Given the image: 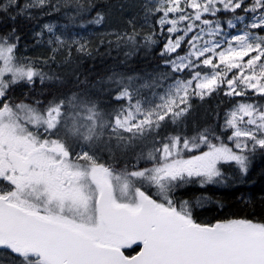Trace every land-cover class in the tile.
<instances>
[{
	"label": "snow or ice",
	"instance_id": "6c2138e0",
	"mask_svg": "<svg viewBox=\"0 0 264 264\" xmlns=\"http://www.w3.org/2000/svg\"><path fill=\"white\" fill-rule=\"evenodd\" d=\"M63 6L73 21L97 7ZM142 7L151 34L130 19L113 35L133 47L162 41L165 70L142 83L113 73L97 95L16 98L14 86L52 77L39 61L17 58L15 28L0 33V264H264V222L201 223L191 201L178 199L193 184L229 182V169L247 175L256 154L264 156V0H144ZM60 8L53 0H0V14L13 21ZM103 20L96 12L86 23ZM45 34L44 64L65 48L69 57L73 48L89 53L86 42L50 24L35 42ZM221 94L216 124L189 130L193 100ZM169 123L175 127L162 131ZM133 246L135 254H125Z\"/></svg>",
	"mask_w": 264,
	"mask_h": 264
},
{
	"label": "trees",
	"instance_id": "16d2710c",
	"mask_svg": "<svg viewBox=\"0 0 264 264\" xmlns=\"http://www.w3.org/2000/svg\"><path fill=\"white\" fill-rule=\"evenodd\" d=\"M24 2L25 0H20L21 5ZM91 2L97 7L91 16H86L83 20H72V12L63 6L65 0H53V3L61 5L59 11L48 10L44 13L34 10V19L18 16L13 21L9 15L0 14V33L15 28L20 37L17 58L39 61L40 69L52 77L43 85L40 83L36 86V83L34 88L23 84L20 89L14 90L13 95L16 98L28 97L47 101L65 94L70 96L74 92L97 95L100 87L109 86L108 78L113 73L140 77L142 79L138 83H142L144 79L151 80L157 73L165 70L160 55L162 41L148 46L141 43L133 47L126 43L118 44L113 35L128 29L130 19L136 21V28L142 35L151 34L154 24L151 17H148L146 22L145 9L142 7L144 0H91ZM96 12L101 13L104 20L100 24L86 23V20L96 15ZM11 14L15 15L14 12ZM82 23L83 27L80 26ZM45 24L53 25L54 31L62 33L66 39H81L86 42L89 53L81 54L73 48L69 57L65 48L57 55L54 63L44 64V59L51 55L47 43L48 35L45 34L43 41L36 43L34 34L41 31ZM161 90L155 89L157 92ZM142 94L151 97L152 90L144 89ZM226 99L222 94L203 102L194 99L193 108L186 118L188 129L194 126H214L216 113L222 114L225 110ZM101 103L102 106H108L109 97L102 95ZM220 122L222 123V120ZM168 126L162 131L168 132ZM227 175L230 181L224 183L225 190H215L214 187L201 190L202 188L195 186L182 190V193L178 194V199L191 201L193 215L198 222L201 217L213 220L210 223L231 218L264 222V156L256 154L247 175H239L231 169L227 171ZM196 197L201 198L199 203ZM204 197L213 201L215 206L201 207L200 203ZM136 250L131 248L124 251L127 255H132Z\"/></svg>",
	"mask_w": 264,
	"mask_h": 264
},
{
	"label": "rangeland",
	"instance_id": "374dc122",
	"mask_svg": "<svg viewBox=\"0 0 264 264\" xmlns=\"http://www.w3.org/2000/svg\"><path fill=\"white\" fill-rule=\"evenodd\" d=\"M181 55H183L184 53L183 52H181L180 53ZM37 84H36V86H38V85H40V82H39V80L36 82ZM23 86V84H19V85H16V86H14V88H13V92H14V90H16V89H20L21 87ZM13 94V93H12ZM33 100V99H32ZM168 128H169V130H168V132H170L171 130H172V128H174V125H171V123H169V126H168ZM147 151V149H145V152ZM237 174H239V173H237ZM240 175V174H239ZM238 176V175H237ZM239 177V176H238ZM195 186H198V185H196V184H193V185H191V186H188V187H186V188H184V189H189V188H193V187H195ZM198 187H200V186H198ZM212 187H214L215 188V190H225V184L224 183H222V184H213V185H206L205 187H200V188H202L201 190H205V189H207V188H212ZM184 189H182V190H184ZM153 192L155 191L154 189H151ZM182 190H180V192L178 193V194H181L182 193ZM197 198L198 197H196V200H197ZM200 205H201V207H212V206H215V203L213 202V201H211V200H209V199H207L206 197H204V198H202V203H200ZM203 219H205V220H203ZM199 221L202 223H210V222H212L211 220H207V217H201V218H199ZM213 223H215V222H213Z\"/></svg>",
	"mask_w": 264,
	"mask_h": 264
}]
</instances>
